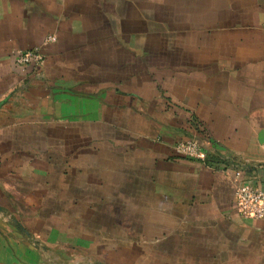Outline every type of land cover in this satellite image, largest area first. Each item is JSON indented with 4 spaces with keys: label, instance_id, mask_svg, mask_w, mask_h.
<instances>
[{
    "label": "crops",
    "instance_id": "0c3cea01",
    "mask_svg": "<svg viewBox=\"0 0 264 264\" xmlns=\"http://www.w3.org/2000/svg\"><path fill=\"white\" fill-rule=\"evenodd\" d=\"M33 48L44 63L17 65ZM190 139L205 160L175 150ZM253 178L264 0H0V264H52L25 234L124 264H264V218L235 203Z\"/></svg>",
    "mask_w": 264,
    "mask_h": 264
},
{
    "label": "built area",
    "instance_id": "2783aa9c",
    "mask_svg": "<svg viewBox=\"0 0 264 264\" xmlns=\"http://www.w3.org/2000/svg\"><path fill=\"white\" fill-rule=\"evenodd\" d=\"M55 35H49L46 42L56 41ZM45 60V55L40 48H33L29 50H19L16 54L15 61L19 66H27L31 64L35 68H39ZM175 150L184 156L203 159L206 158V152L201 144L195 140L179 142L175 146ZM263 185L257 178L249 181H241L237 184L235 190V203L239 212L248 218H264V179Z\"/></svg>",
    "mask_w": 264,
    "mask_h": 264
},
{
    "label": "rangeland",
    "instance_id": "374dc122",
    "mask_svg": "<svg viewBox=\"0 0 264 264\" xmlns=\"http://www.w3.org/2000/svg\"><path fill=\"white\" fill-rule=\"evenodd\" d=\"M25 235L23 236L25 239L24 241L33 248H38L40 250V253L44 255V259H46L48 262H51L52 264H124L122 261L116 260L113 257H89L86 255L84 258H80L76 255L75 251H72L71 248H67L64 245H59L53 250L48 251V248L42 246L39 240L37 241L33 238L34 236Z\"/></svg>",
    "mask_w": 264,
    "mask_h": 264
}]
</instances>
